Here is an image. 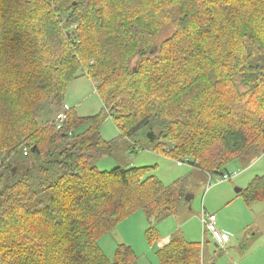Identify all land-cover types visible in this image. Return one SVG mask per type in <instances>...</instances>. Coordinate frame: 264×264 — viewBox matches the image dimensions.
Returning a JSON list of instances; mask_svg holds the SVG:
<instances>
[{
    "label": "trees",
    "instance_id": "trees-1",
    "mask_svg": "<svg viewBox=\"0 0 264 264\" xmlns=\"http://www.w3.org/2000/svg\"><path fill=\"white\" fill-rule=\"evenodd\" d=\"M82 77L102 103L92 115L64 103ZM107 117L210 175L249 148L264 156V0H0V264H109L99 240L117 224L176 211L181 180L91 164ZM241 192L264 201V174ZM144 234L159 239L155 225ZM156 255L202 264L201 243L178 232ZM135 258L119 243L111 264Z\"/></svg>",
    "mask_w": 264,
    "mask_h": 264
},
{
    "label": "rangeland",
    "instance_id": "rangeland-1",
    "mask_svg": "<svg viewBox=\"0 0 264 264\" xmlns=\"http://www.w3.org/2000/svg\"><path fill=\"white\" fill-rule=\"evenodd\" d=\"M170 28L165 27L155 39V43L168 36ZM77 96H81L80 104L77 103L78 99H74ZM64 103L70 108L74 107L76 113L81 116L95 114L102 108L99 96L86 77L72 80L67 84ZM81 129L82 127H79L75 131L79 132ZM148 132L144 133L141 129L130 137L121 135L114 121L107 117L100 127V134L109 142L105 145L108 147L99 150L91 158V164L96 165L99 170H109L116 166L122 168L154 166L150 173L155 174L165 184L176 179L181 180L184 195L189 196L188 201L183 198L173 214L158 220L157 223L149 221L145 213L138 210L134 212L137 214L133 213L130 226L126 227L123 223L118 226L117 233L121 237L130 238L134 244L136 258L130 264H156L158 261L154 254V244H149L144 234L148 227L154 225L162 236L182 230L189 234L186 237L188 240L199 241L202 264H212L206 259L208 256L221 257L220 263L216 264H226L233 259L234 264H240L231 250L233 246L230 242L233 236L237 244L233 251L235 249L240 256L243 254L245 264H264V201L247 202L241 192L255 175L264 174V156L257 154L253 148L247 149L227 164L225 173L233 176L229 180L216 182L219 175L210 176L189 162L180 164L176 159L164 154L168 144L157 139L151 140ZM209 176L213 182L210 185ZM202 211L218 214L219 219L223 220L231 235L226 245L216 246L210 232L202 230L200 223ZM139 214L142 217L139 218L140 222ZM113 229L112 234L110 232L106 234L107 243H102L103 252L110 260L109 264L112 263L113 251L117 244V238L113 236L117 234L113 233Z\"/></svg>",
    "mask_w": 264,
    "mask_h": 264
},
{
    "label": "crops",
    "instance_id": "crops-1",
    "mask_svg": "<svg viewBox=\"0 0 264 264\" xmlns=\"http://www.w3.org/2000/svg\"><path fill=\"white\" fill-rule=\"evenodd\" d=\"M82 78H85V77H82ZM89 84V83H88ZM91 84V83H90ZM89 86V85H88ZM69 90V89H68ZM68 92V91H67ZM67 97H68V99H69V96L67 95ZM79 97V98H78ZM81 96H77V97H75L74 99H78L77 101V103L78 104H80V98ZM76 103V102H75ZM49 116H52V114L51 115H49ZM134 214H137V213H134ZM134 214L132 215H130L129 217H127L126 219H124L123 221H121L114 229H113V233L114 232H116V234L117 235H113L114 237L116 236V238H117V244L118 243H120V242H123V243H125V244H128V245H130L131 247H132V249H133V251H134V244H133V242H132V240L130 239V238H128V237H121L118 233H117V228H118V226L121 224V223H123L124 224V226H126V227H128V226H130V220H131V218H133V216H134ZM209 214H214L213 212H209ZM215 215V214H214ZM139 217H138V222H140V219L139 218H142V217H140V214L138 215ZM216 216V220H215V225H216V227L217 228H219V231L220 232H223V233H226V234H228L229 235V239H228V241H227V243L229 242V240H230V237H231V235L229 234L230 232H229V230H227V228H226V226H225V224L223 223V220H220L219 219V217H218V214L217 215H215ZM149 221H151V222H153L151 219H148ZM135 227H136V225L134 226V229H133V231L135 230ZM157 229V228H156ZM181 232H178V233H180L186 240H188L186 237H188L189 236V234L187 233V232H185V231H182V230H180ZM157 232H158V229H157ZM110 233L112 234V231H110ZM172 233H174V232H172ZM172 233H170L169 235L168 234H164L163 236L162 235H160V233L158 232V235H159V239L157 240V241H154L153 242V244H154V247H155V249H154V254L156 255V251L158 250V249H161V248H163L168 242H169V240H170V237H171V235H172ZM168 235V236H167ZM192 241H195V240H192ZM102 243H104V244H106L107 243V240H106V235H104L100 240H99V244H100V246H101V248H102V250H103V247H102ZM226 243V244H227ZM231 244H232V252H233V255H235L236 257H237V259L239 260V262H240V264H245L244 263V259H243V254L240 256V254H238L236 251H235V249H234V251H233V248H234V246H236L237 244H236V242H235V236H233V239H231V242H230ZM117 244H115V245H117ZM214 244L217 246V243H215L214 242ZM225 244V245H226ZM152 245V244H151ZM220 247V246H219ZM115 248H116V246H115ZM114 248V249H115ZM202 250V249H201ZM114 252V251H113ZM157 256V255H156ZM209 262H211L212 264H216V263H220V261L222 260V258L221 257H209L208 256V258H206ZM204 261V260H203ZM233 261H234V259H233ZM233 261L231 260V261H227L226 262V264H234L233 263ZM156 264H158V261L156 262Z\"/></svg>",
    "mask_w": 264,
    "mask_h": 264
},
{
    "label": "built area",
    "instance_id": "built-area-1",
    "mask_svg": "<svg viewBox=\"0 0 264 264\" xmlns=\"http://www.w3.org/2000/svg\"><path fill=\"white\" fill-rule=\"evenodd\" d=\"M67 106H65V109L67 110ZM63 108H60L55 116H54V122L56 124V128L60 129L64 120L66 119V110ZM26 154V152H24ZM231 178L228 174H223L222 176L217 177V181H223ZM216 216L214 214H209L205 212H201L200 215V223L202 226L203 231H208L212 235L213 239L217 244L224 245L228 239L229 236L226 233L220 232L218 229H216L215 225Z\"/></svg>",
    "mask_w": 264,
    "mask_h": 264
},
{
    "label": "clouds",
    "instance_id": "clouds-1",
    "mask_svg": "<svg viewBox=\"0 0 264 264\" xmlns=\"http://www.w3.org/2000/svg\"><path fill=\"white\" fill-rule=\"evenodd\" d=\"M177 162L182 163V161H179V160H178ZM183 162H188V161L185 160V161H183ZM225 174H227V173H225ZM209 175H210V174H209ZM228 175L231 176V177L233 176V175H230V174H228ZM210 176H212V175H210ZM210 176H209V182H210L209 185H210L211 183H213V182H212V177H210ZM219 176H222V175H219ZM219 176H218V177H219ZM229 179H230V178H229ZM229 179H227V180H229ZM223 181H226V180H223ZM216 182H219V181H216ZM220 182H222V181H220ZM202 232H203V231H202ZM204 232H205V231H204ZM228 236H229V235H228Z\"/></svg>",
    "mask_w": 264,
    "mask_h": 264
},
{
    "label": "water",
    "instance_id": "water-1",
    "mask_svg": "<svg viewBox=\"0 0 264 264\" xmlns=\"http://www.w3.org/2000/svg\"><path fill=\"white\" fill-rule=\"evenodd\" d=\"M73 4H74V2H73ZM150 53H152V51H150ZM147 135L150 137V132H148ZM184 199H185L186 201H188V200H189V196H188V195H184Z\"/></svg>",
    "mask_w": 264,
    "mask_h": 264
},
{
    "label": "bare ground",
    "instance_id": "bare-ground-1",
    "mask_svg": "<svg viewBox=\"0 0 264 264\" xmlns=\"http://www.w3.org/2000/svg\"><path fill=\"white\" fill-rule=\"evenodd\" d=\"M67 106V105H66ZM68 110V109H67Z\"/></svg>",
    "mask_w": 264,
    "mask_h": 264
}]
</instances>
